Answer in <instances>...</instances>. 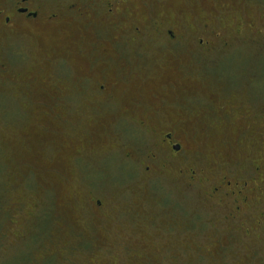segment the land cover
<instances>
[{"label":"rangeland","instance_id":"rangeland-1","mask_svg":"<svg viewBox=\"0 0 264 264\" xmlns=\"http://www.w3.org/2000/svg\"><path fill=\"white\" fill-rule=\"evenodd\" d=\"M158 6L157 25L190 9V32L211 21L221 44L203 56L125 45L119 110L131 97L150 105L125 119L94 115L83 92L77 106L66 101L91 63L92 35H26L11 54L0 42V264H264V0ZM54 55L65 58L58 71ZM167 120L187 128L175 132L186 161L149 180L136 150L156 149ZM225 177L228 191L246 182L243 193H212ZM93 194L104 213L89 208Z\"/></svg>","mask_w":264,"mask_h":264},{"label":"flooded vegetation","instance_id":"flooded-vegetation-1","mask_svg":"<svg viewBox=\"0 0 264 264\" xmlns=\"http://www.w3.org/2000/svg\"><path fill=\"white\" fill-rule=\"evenodd\" d=\"M154 1L165 14L167 10L164 11L163 6L165 7L166 0H0V42L7 44L11 54L21 49L20 44L26 35L38 37L41 42L47 37L64 36L80 40L87 34L92 35L89 48L93 56L91 63L90 65L88 63L87 70L78 76L77 80L81 83L73 87V94L67 96L66 101L71 108L77 106L78 96L74 95V92L76 94L83 92L87 96V108L94 115L125 119L128 117L127 114L134 115L137 111L141 112L150 107L138 98L131 97L132 99L123 100V109L126 111L119 110L116 98L119 84L124 83L123 78H127L128 68L122 60L130 55L124 51L125 45L156 44L161 50L175 53L185 50L192 55L203 56L215 52L218 44H221V33L215 30V25L213 26L211 21L208 23L195 21V28L190 32L181 17V14H187L190 9L174 13V19L167 21L163 26L157 25ZM209 17L211 20L215 19V11L210 13ZM100 43L106 45L100 46L102 45ZM95 50L100 52L95 53ZM135 53L138 58L146 57V53L139 51L138 48ZM63 60L65 58L58 55L51 58L57 71ZM115 63L118 65L114 66ZM130 66L129 64V68H134ZM160 98L164 100L163 97ZM140 123L143 125L144 121ZM116 124L118 122H114L113 126ZM159 124H165V127L161 126L162 131L156 142V149L146 153L138 148L136 150L138 155H144L146 162L140 165L141 172L149 180L154 181L161 177L167 162L175 159L186 161L184 157L187 155L176 135L187 128L178 122L173 124L168 120L160 121ZM127 156L134 162L140 161L132 152ZM179 174L186 176L190 182L195 181L194 167L181 165ZM222 184L223 186L213 185L211 192L215 194L223 188L225 196L242 194V187L244 188L246 182L240 189L231 191H228L231 182L226 177ZM89 208L95 213H104L107 208L104 197L93 194L89 199Z\"/></svg>","mask_w":264,"mask_h":264}]
</instances>
